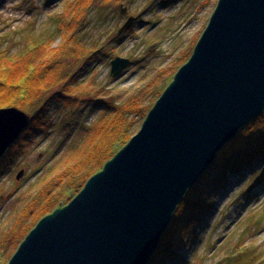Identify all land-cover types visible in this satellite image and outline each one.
<instances>
[{
  "label": "rangeland",
  "instance_id": "374dc122",
  "mask_svg": "<svg viewBox=\"0 0 264 264\" xmlns=\"http://www.w3.org/2000/svg\"><path fill=\"white\" fill-rule=\"evenodd\" d=\"M68 1L0 0V49L17 56L36 43L58 47L62 37L55 22ZM218 3L110 0L92 7L81 19L78 34L88 49H105L93 59L68 60V75L85 88L78 91V104L72 109L51 106L46 132L22 140L19 147L24 144V153L19 152L16 160L13 152L0 162V264L10 262L45 214L48 201L60 190L57 173L69 166L66 158L90 128L122 112L131 134L140 131L157 96L191 58ZM125 8L127 14L121 15ZM130 18V27L120 34ZM117 57L130 60V65L114 78L111 62ZM126 106L131 111L123 112ZM29 131L27 127L23 137ZM263 144L264 137L258 148ZM212 167L201 177L210 176L199 189L205 209L173 247L166 246L149 264H264V154L247 157L238 167ZM21 170L25 173L18 180ZM70 201L64 198L60 203L66 206Z\"/></svg>",
  "mask_w": 264,
  "mask_h": 264
},
{
  "label": "water",
  "instance_id": "95a60500",
  "mask_svg": "<svg viewBox=\"0 0 264 264\" xmlns=\"http://www.w3.org/2000/svg\"><path fill=\"white\" fill-rule=\"evenodd\" d=\"M129 65L115 58L112 76ZM263 114L264 0H219L140 131L68 205L36 225L8 264H149L188 192ZM30 121L20 109L0 110V162Z\"/></svg>",
  "mask_w": 264,
  "mask_h": 264
},
{
  "label": "trees",
  "instance_id": "16d2710c",
  "mask_svg": "<svg viewBox=\"0 0 264 264\" xmlns=\"http://www.w3.org/2000/svg\"><path fill=\"white\" fill-rule=\"evenodd\" d=\"M109 1L69 0L64 12L59 14L55 22L62 37L61 44L56 48H53L52 44L47 43L43 46L36 43L17 56H8V50L0 49V110L17 108L31 116L29 133L25 137L22 135L7 155L17 152L16 160L21 156L18 153L24 147V144L19 147L22 140L24 142V140L35 139L46 132L45 120L47 121L46 115L51 106L63 104L72 109L78 104V91L85 88H82V84L75 76L68 75L67 62L71 58L93 59L100 49H105L100 47L94 48L93 51L89 50L79 37L78 31L81 30V19L86 17L92 7ZM47 36L51 37L50 34ZM157 98L159 99L160 96L158 95ZM41 106L42 109H40ZM130 108L124 107L123 112L131 111ZM68 121L67 118L63 123L64 126H67ZM130 129L131 126L126 124L122 112L119 113V117L113 116L108 120H102L90 128L82 143L74 146L66 158L69 166L65 167L62 174L57 173L56 181L60 190L54 199L48 201L45 214L38 219L41 221L59 209L61 199L69 198L72 201L83 190L89 179L102 171L106 163L130 142L134 137ZM263 137L264 114L252 120L240 130L235 139L225 145L218 154L212 170L215 167L223 169L232 165L238 167L247 157L249 159L257 154L263 155L264 144L258 148L263 143ZM206 177L198 181L179 205L170 227L163 236L161 245L163 247L159 248L157 255L155 254L156 258L167 250L166 246L173 247L172 243L179 241L178 239L190 230L191 223L205 209L200 191L209 182L210 176Z\"/></svg>",
  "mask_w": 264,
  "mask_h": 264
},
{
  "label": "flooded vegetation",
  "instance_id": "af4514ba",
  "mask_svg": "<svg viewBox=\"0 0 264 264\" xmlns=\"http://www.w3.org/2000/svg\"><path fill=\"white\" fill-rule=\"evenodd\" d=\"M24 132H25V131H24ZM24 132H23V133H24ZM23 133H22V134H23ZM21 171H23V170H21ZM59 205H60L61 207H63L61 203H59Z\"/></svg>",
  "mask_w": 264,
  "mask_h": 264
},
{
  "label": "bare ground",
  "instance_id": "6f19581e",
  "mask_svg": "<svg viewBox=\"0 0 264 264\" xmlns=\"http://www.w3.org/2000/svg\"><path fill=\"white\" fill-rule=\"evenodd\" d=\"M147 118V117H146ZM146 120V119H145ZM254 120V119H253ZM217 160V159H216Z\"/></svg>",
  "mask_w": 264,
  "mask_h": 264
}]
</instances>
